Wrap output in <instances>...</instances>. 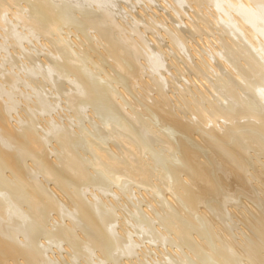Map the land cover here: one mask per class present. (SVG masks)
Here are the masks:
<instances>
[{
  "label": "bare ground",
  "instance_id": "1",
  "mask_svg": "<svg viewBox=\"0 0 264 264\" xmlns=\"http://www.w3.org/2000/svg\"><path fill=\"white\" fill-rule=\"evenodd\" d=\"M108 4L103 0H0V51L3 52L0 56V264H58L56 259L59 257L48 255V251L53 243L59 246L62 242L71 246L77 256L88 258L89 263L92 253L97 250L101 261L96 263L99 264L111 260L120 261V264H203L199 263L198 256L202 257L200 253L205 255V250L208 253L213 240L217 243H212L217 245L210 249L211 259L205 258L214 264H264V208L245 203L250 212L243 211L245 217L239 219L253 232H246V235L243 228L245 237L243 234L239 241L230 233L234 229L231 224L216 229L213 225L216 219L208 213L211 210H200L201 203L204 206L207 203L205 208L216 210L220 205L216 203L220 189L229 180L231 182L227 184L234 189L227 185L230 188H226L229 192L225 191L227 201L221 200L225 206L217 208L222 220L230 214L228 211L232 208L228 210L226 204L232 198L239 199L238 194L256 192L255 187L253 192L248 188V185L254 186L247 177L253 165H250L251 155L247 156L250 151L247 153L244 144L247 139H257L255 136L264 134V0H168L164 6L171 4L169 9H174L177 16L170 25L166 19L161 16L156 19L155 15H152L154 20L147 18L148 22L137 25L117 22L115 12ZM160 24L168 31L165 34L169 35V48L172 47L168 52L162 48L164 41L159 42L158 37L161 38L163 33L156 36L161 33ZM182 24L188 32L189 29L193 31H190L191 40L203 30L218 32L214 40L217 45L209 43L205 48L209 56L200 55L197 49V53L189 50L191 43H185L186 27L183 30ZM66 25L73 29L74 35L89 31V39L95 38L93 44L85 36H81L85 39L79 38L81 42H89V55L83 47V53L73 49L71 45L77 40L70 38L72 31L66 38L58 33ZM137 26H145V33L149 29L152 34L156 31L154 37L148 38L158 45L157 49L142 34L144 31L140 27L136 37L128 34L135 32ZM55 33L60 37L54 38ZM67 36L73 41L67 40ZM34 37L46 40L42 41L43 45L39 41L45 48L40 47L39 50L44 49L42 53H35L38 48L31 52L38 47L33 40L31 43ZM28 39L29 50L28 47L22 50L23 42ZM79 42L77 44L81 45ZM9 47H20V51L14 49L12 52ZM92 52L100 54V58L105 55L104 58L111 59L112 66L115 65V70L118 68L124 78H133L140 87L137 90V84H130L128 89L132 91L131 88L136 87L135 96L140 95L138 99L141 100L132 98L122 87L117 89L121 86L117 82L119 86L115 84L117 88L114 87L110 79L114 80L116 75L114 78L107 73L101 75L93 66L95 55ZM170 52L172 69L166 63L170 72L167 75L161 56ZM140 57L144 58L142 63ZM104 64L100 63L101 66ZM180 70L185 80L182 82L172 78V75L180 74ZM145 71L149 77L142 80ZM26 80L36 82L34 90L29 92L22 88ZM47 87L50 92L54 90L51 92L53 98L57 94L64 99L68 109L72 110V116L69 115L71 119L75 118L77 128L71 121L62 123L51 116L61 102L56 103V97L54 101L51 99ZM167 87L174 92H168ZM115 95L123 96L121 100L126 98L124 101L128 98L126 102L133 107L128 105L131 111H127L126 102L120 101L126 110L121 108L122 114L112 115L119 109L114 106V100L119 98ZM22 101L24 108L19 110L17 106ZM140 111L144 115L141 116ZM146 112L150 116H145ZM143 116L158 119L154 124L148 118L151 125L147 122L143 125V132L148 134H144L147 142H158L161 151L178 161L172 163L168 171H159L160 180L153 178L155 166L161 161H157V155L155 160L156 153L152 158L149 155L152 160L155 157L156 165L145 159L144 155L152 147L131 127L132 123L143 124ZM85 119L88 124L80 122L79 125V121ZM157 121L160 122L158 128ZM169 126L174 128V133H166ZM192 139L208 153L201 151V146L195 141L193 144ZM257 140L260 141V137ZM88 147L95 155L93 160L82 156L84 152L90 155ZM177 151L179 156L174 154ZM203 151L206 154L201 155ZM88 165L96 175H92V170L90 174ZM131 183L145 188L153 186L156 193L164 197V206L159 208L152 204L141 213L135 203H123L126 212L118 210L120 205L116 197L121 192L126 193V188L127 193L133 194ZM115 184L119 189L112 188ZM122 184L127 185L125 191L120 190ZM261 184L260 188L264 189ZM209 194L214 198L218 196L205 201ZM253 195L258 196V193ZM253 197L250 200H258ZM202 217L207 223L201 222ZM156 222L164 225V230L162 225L157 224L160 226L157 227ZM204 223L215 227L214 230L210 228L213 239L208 233L203 235ZM192 228L199 231L201 237L212 239L209 242L206 238L209 244L194 238ZM173 239L179 241L173 243ZM148 241L157 246L179 244V249L188 246L192 252L186 247L191 253L189 256L188 251L184 254V250L167 248L170 253L162 249L164 253H157L160 256L151 260L147 254L155 249Z\"/></svg>",
  "mask_w": 264,
  "mask_h": 264
},
{
  "label": "rangeland",
  "instance_id": "2",
  "mask_svg": "<svg viewBox=\"0 0 264 264\" xmlns=\"http://www.w3.org/2000/svg\"><path fill=\"white\" fill-rule=\"evenodd\" d=\"M107 1V2H106ZM168 1V0H103V2L104 3H106V4H108V6L110 5V7H112L113 8V10H114V12H115V15H116V18H117V22L119 21V22H122V23H126L127 25L129 24H132L133 25V23L135 24V25H137V24H141V23H143V22H146L148 19L147 18H150L151 20H152V15H155L154 17H156V19H158L160 16V18H164V19H166L165 21H166V23L167 24H171L174 20H176V15H175V13L173 12L174 11V9H169L170 7L169 6H171V4L170 5H168L167 4V7L166 6H164V5H166V2ZM132 2V3H131ZM163 6V7H162ZM172 7V6H171ZM16 9V8H15ZM154 10V11H153ZM156 12V13H155ZM136 17V18H135ZM185 17H187V16H185ZM188 18V17H187ZM135 19H137V20H135ZM140 19V20H139ZM147 19V20H146ZM174 19V20H173ZM141 20H143V21H141ZM145 20V21H144ZM153 20H154V18H153ZM173 20V21H172ZM140 21V23H137V22H139ZM148 22V21H147ZM159 24V23H158ZM161 25V24H160ZM140 26H142V25H140ZM140 26H137L136 28H138V29H136V31L135 32H129V30H127L126 32L130 35V33H131V35H133L134 37H136V32L137 31H139V27ZM143 27H145V26H143ZM143 27H140V29H142L141 31H144V28ZM158 27V26H157ZM160 27V26H159ZM161 27H162V25H161ZM182 27H183V30H184V27H186L184 24H182ZM65 28V29H64ZM64 29V31H62ZM68 31H67V30ZM146 29V28H145ZM160 29V28H159ZM70 30V31H69ZM163 30V31H162ZM164 29V27H162L161 29H160V31H161V33L160 32H158V30H157V32H158V34L156 35V36H162V33H163V36L160 38V37H158L159 38V42H162V40L164 41V42H162L163 44V49H164V47H165V49L164 50H168V48H169V46H171V44H168V43H170L169 42V35H167V34H165L166 33V31L167 30H165ZM65 31H67V32H65ZM72 31V35H71V32ZM141 31L139 32V33H141ZM148 32H146L145 33V31L144 32H142V34H144V36H147V38H148V36H150L151 37V35H153V37H154V34H156V31H155V33L154 34H152V31L149 29V30H147ZM190 31L191 32H193L191 29H189V32H188V28L186 27V29L184 30V37L185 38H187L186 40H185V43H186V41H187V43L188 44H190L189 46V50H192V53L193 52H195V53H197L196 52V49H197V51L199 50H201L200 52L198 51V53L200 54V55H202V53H203V55H210L207 51H205V48H207L208 47V44L210 43V44H213V45H217V43H216V41H214L215 40V38H216V33H218L216 30H213L215 33H213V32H209V31H202L201 33H198V34H195V32H194V34H195V36H194V38H196V39H194V38H192V39H194V40H191V38H190V36H191V34H190ZM61 32V33H60ZM150 32H151V34H150ZM58 33L59 34H62V37H65L67 34H69V37H70V35H71V37L70 38H72V39H76L77 40V42L78 41H80L79 42V44H81V45H78L77 44V42H76V44H77V47H76V44L74 43V41H73V43L75 44V46L73 45V43H72V47H73V49H76L77 51H78V53H83V51L84 50H86L85 52L87 53V55H89L90 54V50H89V48H90V44H88L90 41H92V42H90V43H95L94 42V39L95 38H93L92 37V32L90 33L91 34V37H92V39L90 38L89 39V36H87V34L89 33V31H87L84 35H80V34H78V35H74V31H73V29L71 28V29H69V27H67V25H66V27L64 26V27H62V29L61 30H59L58 31ZM58 33H55V34H53V37L55 38L56 36L58 37L59 35H58ZM167 33H168V31H167ZM187 33H188V35H187ZM89 34V35H90ZM148 34V35H147ZM159 34H161V35H159ZM201 34H202V36H201ZM64 35V36H63ZM164 35L167 37V38H165L164 37ZM197 35V36H196ZM75 36H77V38L75 37ZM81 36H85L86 38H88V41H86V40H84V41H82L81 42V39L83 38V39H85L84 37H82L81 38ZM155 36V37H156ZM60 37V36H59ZM68 36H67V40H69L70 38H69ZM150 37L147 39L148 41H150L151 42V40H150ZM190 39H189V38ZM191 37H193V36H191ZM36 38H38V39H36ZM34 37V39L33 38H31V43H32V40H33V42L35 43L34 45H38V47H36L35 46V48L36 49H34L32 46V50H31V52L33 53V52H35V50H37V48H38V50L35 52V53H39V51H41L40 53H42V51L45 49L42 45H43V43H42V41L43 40H45L44 39V37ZM66 38V37H65ZM79 38H81V39H79ZM145 38V37H144ZM157 38V37H156ZM163 38V39H162ZM40 39V40H39ZM79 39V40H78ZM165 39V40H164ZM48 40V39H47ZM189 40H191V42L189 41ZM28 41H29V39H28ZM28 41H26L25 40V42H23V44H24V46H22L21 48H22V50H23V48H27L28 50H29V46H30V41H29V45H28ZM42 43V45H40L41 43ZM46 41V40H45ZM70 41V40H69ZM72 41H70V42H72ZM189 41V42H188ZM193 41V42H192ZM37 42V43H36ZM215 42V43H214ZM152 43V42H151ZM186 43V44H187ZM22 44V45H23ZM161 44V43H160ZM165 44V45H164ZM182 44V43H181ZM185 44V45H186ZM28 45V46H27ZM33 45V46H34ZM155 45H157L156 43H152V46L153 47H155V49H157L158 48V45L157 46H155ZM161 45V46H162ZM184 45V44H183ZM183 45H181V46H183ZM192 45V46H191ZM43 47L44 49L42 50H39L40 49V47ZM89 46V47H88ZM187 46V45H186ZM186 46H185V49L186 50H188V48H186ZM193 46L195 47V48H193ZM13 47V46H12ZM11 47V48H12ZM30 47V48H31ZM41 47V48H42ZM76 47V48H75ZM82 47H83V49H82ZM85 47V48H84ZM188 47V46H187ZM192 47V49H190ZM10 47H9V50L10 51H14V49H15V51L17 52H19L20 50V47H16V48H12L11 49ZM171 49H172V47H170ZM169 48V49H170ZM17 49V50H16ZM24 49V50H25ZM76 50H74V52L75 53H77L76 52ZM194 50V51H193ZM12 51V52H13ZM170 51H172V50H170ZM11 52V53H12ZM168 52V51H167ZM191 52V51H190ZM3 52L2 51H0V56H1V54H2ZM15 53V52H14ZM13 54V53H12ZM173 54H174V52H173ZM175 54L176 55H178L176 52H175ZM174 54V55H175ZM199 54H197V55H199ZM44 55V52H43V54H41L40 56L42 57ZM92 55L94 56V58H93V61H94V65H93V63H92V65L95 67V69L99 72L100 71V73H101V75H103V76H106L107 74H108V76H110L111 75V77L112 78H114L115 77V75H116V77L114 78V80H111L110 79V82L112 81V85H114V87L116 86L115 84H121V86H119L118 84V88H117V86H116V88L117 89H119V88H121L122 90H124V91H126V90H128L129 92H130V95H131V97L132 98H136L137 100H141V99H138V97H140V95L139 96H135L136 94V91H135V89L134 88H136V87H134V88H131V89H133L132 91L131 90H129L128 89V87L130 86V84L132 85V84H134V85H136L137 86V90H138V88L140 87V85H138V83H135V81H134V79L133 78H131L130 79V77H129V80H133V81H131V82H133V83H129L130 81L128 80V77L126 76V78H124L123 77V75L121 74V71L119 70L118 71V68L115 70V65L114 66H112L113 65V63H112V61H111V59H109L107 56V58H104L105 57V55H104V57H103V55H102V58H100L101 57V55L100 54H95L94 52H92ZM167 55V56H166ZM169 55L171 56V57H169ZM199 55V56H200ZM173 55H172V52H170V53H165V56H161L162 57V59L164 60V62H165V64L166 63H168V65H169V68L170 69H172L171 67H172V64L171 63H169L171 60H170V58H173L172 57ZM99 59H98V58ZM197 57V56H196ZM141 58V57H140ZM104 59V60H103ZM142 59L144 60V58H141V61H140V63H142L143 61H142ZM100 62H99V61ZM108 60H110V62L112 63H110L109 64V61ZM140 60V59H139ZM98 62H99V64H98ZM108 62V63H107ZM139 62V61H138ZM88 63H89V66H90V60L88 61ZM100 63H105L104 65H100ZM99 66V67H98ZM101 66V67H100ZM105 66V67H104ZM102 67H103V70H101L102 69ZM167 67V68H166ZM166 69L165 68H163V71H164V73H166L167 75L168 74H170V72L168 73V66H167V64H166ZM105 68H106V70H105ZM107 70H109V71H111V72H107ZM173 70H174V68H173ZM142 72H144V71H142ZM180 72V74L178 73V75H172V78L174 79H176V81L177 80H181L180 82H182L183 80H184V78L182 77V72H181V70L179 71ZM107 73V74H106ZM145 73H146V71H145ZM184 73V72H183ZM188 74V72H186L185 71V74ZM106 74V75H105ZM120 75V76H119ZM141 75H143V74H141ZM148 75V76H147ZM114 76V77H113ZM125 76V75H124ZM144 76V75H143ZM142 76V77H143ZM174 76V77H173ZM180 76V77H179ZM149 77V74L148 73H146L145 74V77H143V78H141L140 76H138V81H142V80H144L145 78H148ZM177 77V78H176ZM139 78H141L140 80H139ZM179 78V79H178ZM128 80V81H127ZM201 80V79H200ZM27 81L29 82V83H27ZM170 81V80H169ZM172 81V80H171ZM185 81V80H184ZM117 82V83H116ZM119 82H121V83H119ZM26 83V84H25ZM25 83H22V88L23 89H26L27 91H32V89L34 90V87L36 86V85H34L36 82H34L33 80H26L25 81ZM129 83V84H128ZM123 84H125L124 86H123ZM25 85H26V87H25ZM33 86V87H32ZM170 86H172L171 84H170ZM133 87V86H132ZM168 88V87H167ZM47 89H49V87H47L46 88V91H48V93H49V95H50V97H51V99L53 98L52 96V93H53V91L54 90H51V92L49 91V90H47ZM116 89V90H117ZM120 89V90H121ZM167 90V89H166ZM168 92H171V91H173L172 90V88H168ZM135 91V92H134ZM117 92V91H116ZM118 92H120V91H118ZM174 92V91H173ZM134 93V94H133ZM172 93V92H171ZM55 94V93H54ZM122 93L120 92V95H121ZM129 94V93H128ZM57 94H55V96H54V98L52 99L53 101H54V99H55V97L57 98V100L55 99V102L56 103H58V102H61L60 103V105L58 104V108L57 109H55V110H53L52 111V113H51V116H54L55 118H57L58 120H60V122H62V123H66V121H71L72 123H74L73 124V126L75 127V128H77L76 126H78V124L76 125V121H74V119L75 118H72L71 119V117H70V115L72 116V110H69L68 109V107L66 106V104H65V102H64V99L62 100V98H60L61 96L60 95H58V97L56 96ZM60 96V97H59ZM116 96V98H118V99H116L117 101H118V103L116 104V100H114V106H117V107H119V111L118 110H116V112H114L112 115H114L115 113H118V112H120V114H122L121 112L122 111H120L121 110V108H124L125 107V109L124 110H126V106L125 105H130L131 106V104H130V102H126V101H129L128 100V98H127V100L126 101H124L125 99H123V100H121L122 98H123V96H119L118 95V97H117V95H115ZM122 97V98H121ZM125 97V96H124ZM120 99V100H119ZM63 101V102H62ZM120 101L121 102H123V103H125V105L123 106V103L121 104L120 103ZM23 105H22V104ZM120 106H122V107H120ZM130 106H128V110L127 111H131V109H129V108H131ZM22 108H24V101H22V102H20L19 103V105L17 106V109H19V110H22ZM133 108V107H132ZM67 110H69V111H67ZM115 111V110H114ZM136 112V111H135ZM72 113V114H71ZM90 113V112H89ZM123 113H125V112H123ZM141 116L142 115H144L143 113L144 112H138ZM147 113V115L145 114V116H150V115H148L149 114V112H146ZM68 114V115H67ZM70 114V115H69ZM119 114V113H118ZM153 114V113H152ZM136 115H138V114H136ZM145 116H143V117H141L140 119L142 120V118H143V124H140V125H138V126H136V125H134L135 123H132V125H131V127L135 130V131H138L140 134H141V136H143V139L144 140H146V142H147V140H148V138H146L145 137V135L147 134L146 132H143V125L147 122V124H150V123H148V121L150 122L151 120H152V116H151V118L150 117H145ZM68 117V118H67ZM140 117V116H139ZM154 117V116H153ZM156 117V116H155ZM95 118L97 119L98 117H96V115H95ZM148 118H150L148 121H147V119ZM156 119H157V117H156ZM156 119H154L153 118V120L151 121V122H153L154 121V124H155V121H156ZM141 120H139L140 122L139 123H142L141 122ZM146 120V121H145ZM158 120V119H157ZM145 121V122H144ZM76 122V123H75ZM80 122L83 124V122L85 123V124H88V120L87 119H85V120H81V121H79V125H80ZM158 122V121H157ZM138 123V124H139ZM159 123V124H158ZM157 124H156V127L158 128V126L160 125V122H158ZM147 124H145V125H147ZM144 125V126H145ZM151 125V124H150ZM158 125V126H157ZM136 126V127H135ZM153 126V125H152ZM154 127V126H153ZM162 127V126H161ZM156 128V129H157ZM164 128V127H163ZM167 129V131H166V133L169 131V132H175V130H174V128L173 127H167L166 128ZM164 130V129H163ZM93 131V130H92ZM168 132V133H169ZM145 134V135H144ZM148 135V134H147ZM259 135V134H258ZM193 137H195V138H197L196 136H193ZM255 137H257V139H259V137H260V141H258L256 138H254V137H251L250 139H247V142H245L246 144H244L245 146H246V149H247V153H248V151H250L249 152V154L247 155L248 157L250 156L251 157V161H252V164H250L252 167H250V169H249V171H250V173L249 174H247V177H248V179H249V181H252L251 183L254 185V186H252V187H250L249 185H248V188L250 189L249 191L251 192V190H252V192H253V189L252 188H256V192L258 193V196L256 195H253L254 193H256L255 191L251 194L250 193V195H248V194H246V193H242L243 195H239L238 194V197H240L239 199L237 198V199H234V198H232L230 201L231 202H228V204H226L227 206L226 207H228L227 209L229 210V209H231L230 211H228L230 214H227L225 217V219H223V220H225V222L227 221V224L225 223L224 224V221L221 219V216H220V212H218L217 210V208H220L221 206L224 208V201H225V196H227L228 194L226 193L227 191H228V189H230L229 187H231L232 185H228L227 184V182L230 184V180L229 181H227L226 182V184H225V182H224V184L222 185L223 186V189H222V191H221V189H220V193H219V199H216V197L217 196H215V198L212 196V195H210L209 194V196L207 197V195H206V198H205V201H211V199L212 198H214V199H216L217 201H216V203H217V205H219L217 208H215L216 210H214L213 208L212 209H210V208H205V207H207L206 205H207V203L205 204V206H204V204H202L201 203V206H200V210H203V209H209V210H211V211H208V213L210 214V216L211 217H213V219H216L215 220V224H213L214 226L216 225V229H218L217 227H219L220 225V227H226V226H229V224H231L230 225V227H232V231L230 232L232 235H234L233 237L234 238H236L238 241L240 240V238H243V234H244V237H245V233L247 232V233H252L253 231L251 230L252 228L249 226V225H246L245 223H244V225H243V223H242V219L245 217V213L246 214H249V210L248 209H246V205H245V203H247L248 205H250V206H253V207H257V208H264V195L262 196V193H263V188H260V184L263 182V184H261L262 186L261 187H263V185H264V173H262V172H264V151H263V148L262 147H264V139H262V138H264V134H260L259 135V137L258 136H255ZM146 138V139H145ZM198 140V139H197ZM254 140H257V141H255L256 143H254L253 144V142H254ZM192 142L193 141H195L196 142V144L198 145V141H196V140H194V139H192L191 140ZM154 144H153V143ZM148 143V146H151L152 148H151V152L150 151H148L144 156H145V159H148V161H150V162H153V164H155L156 165V161L155 160H157V157L159 158L157 161L158 162H160L161 161V164H157V166H155V168H157L156 170H155V172H154V178L153 179H155V180H160V172H163L164 171V169L166 170V171H168L169 169H170V167L173 165V164H176V158H171L172 157V155H171V157L170 156H168V153L167 152H165V151H161V147L158 145L159 143L158 142H155V141H149V142H147ZM249 143V144H248ZM252 143V144H251ZM257 143L259 144L260 143V146H258L257 145ZM193 144H195L194 142H193ZM199 144H201V143H199ZM255 144L257 145V146H255ZM250 145V146H249ZM105 146V145H104ZM199 147L201 146V145H198ZM258 147H259V149H258ZM160 148V149H159ZM201 149V151H202V149L203 150H206V152L208 153V151H207V149L206 148H204V147H200ZM256 148V149H255ZM83 149V148H82ZM88 149H89V147H88ZM88 149H85V150H88ZM156 149V150H155ZM249 149V150H248ZM262 149V150H261ZM84 150V149H83ZM84 150V151H85ZM154 150H155V152H154ZM83 151V152H84ZM89 151H90V155H89V153H85L84 152V154L82 155L85 159H92L93 158V156L95 157V155L93 154V152L91 151V149H89ZM161 151V152H160ZM200 151V152H201ZM263 151V154L261 153ZM154 152V153H153ZM258 152V153H257ZM156 153V154H155ZM159 153V154H158ZM151 154V157L149 156ZM152 154H155L154 156L156 157V155H157V157H156V159H155V157L153 158V160L152 159H150V158H152L153 157V155ZM176 156L178 155L179 156V153H178V151L177 152H175L174 153ZM202 154H206L204 151H203V153H201V155ZM85 155H87V156H85ZM161 155V156H160ZM166 155V156H165ZM203 156H206V155H203ZM82 157V158H83ZM148 157V158H147ZM150 157V158H149ZM163 157V158H162ZM165 157V158H164ZM168 157H169V159H168ZM257 158H259V159H257ZM94 159V158H93ZM92 159V160H93ZM155 159V160H154ZM164 159V160H163ZM166 159V160H165ZM250 159V158H249ZM169 160V161H168ZM170 160H172V161H170ZM90 161V160H89ZM155 161V162H154ZM250 161V162H251ZM254 161V162H253ZM178 162V161H177ZM173 163V164H172ZM254 163V164H253ZM89 166V165H88ZM254 167V168H253ZM88 168V167H87ZM92 167H90L89 166V171H90V174H91V170H92V175H96V173H95V171H94V169H91ZM159 168V169H158ZM262 168V169H261ZM161 170V171H160ZM93 171H94V173H93ZM156 171H157V173H156ZM160 171V172H159ZM100 174H101V172H100ZM104 175V174H103ZM156 175V176H155ZM251 176V177H250ZM158 177V178H157ZM251 179H250V178ZM253 177V178H252ZM261 179V180H260ZM127 180V182L129 181L128 179H126ZM125 180V181H126ZM108 182V181H107ZM109 182H110V180H109ZM108 182V183H109ZM127 182H125V183H127ZM131 182V181H130ZM129 182V183H130ZM134 182V181H133ZM135 183V182H134ZM134 183H131V185H130V187L132 188V190H130V191H133V194L131 193V195H130V193L128 192L127 193V185H126V187L123 185V187H121L122 185H118L119 187H120V190H123V191H125V188H126V193H123V192H121V194L118 196V197H116V202H117V200H118V204L121 206H119L118 204H117V206H119V208L117 207V209L118 210H121V212H126L125 210H123V209H125V208H123L122 207V205H123V203H130V205H132V204H134V205H136V207L138 208V210L140 209V212L141 213H143V209L144 208H148L150 205H152V204H155V205H159L158 207L159 208H161V207H163L164 206V204L165 203H163L164 201H165V199H164V197L162 198L161 197V194H157L156 193V191L153 189V186H149V187H138V186H136ZM111 184V183H110ZM112 184H114V183H112ZM111 184V185H112ZM250 184V183H249ZM251 184V185H252ZM107 186H108V184H106ZM106 185H104V186H106ZM110 185V186H111ZM229 187H228V186ZM256 185V186H255ZM106 186V187H107ZM225 186V187H224ZM94 187V186H93ZM92 187V188H93ZM125 187V188H124ZM129 187V186H128ZM138 187V188H137ZM259 187V188H258ZM96 188V189H95ZM94 189L97 191V187H95ZM99 188V187H98ZM112 188L113 189H119L117 186H116V184L115 185H113L112 186ZM122 188H124V189H122ZM226 188H228L227 190H226ZM134 189V190H133ZM146 189V190H145ZM231 189H234V187L232 186L231 187ZM152 190V191H151ZM255 190V189H254ZM98 191H100V190H98ZM129 191V190H128ZM139 191H140V193H139ZM226 191V192H225ZM230 191H232V190H230ZM224 192H225V194H224ZM229 192V191H228ZM233 192H234V190H233ZM232 193V192H231ZM248 193V192H247ZM130 196H129V195ZM140 194V195H139ZM244 194H246L245 196H244ZM128 197H127V196ZM145 195H147V196H145ZM152 195V196H151ZM252 195V196H251ZM210 196H212V197H210ZM235 196H237V195H235ZM248 196V197H247ZM253 197L254 199L257 197L258 198V200H256V201H254V200H250L251 199V197ZM121 197V198H120ZM147 197V198H146ZM149 197V198H148ZM154 197V198H153ZM161 197V198H160ZM210 197V198H209ZM242 197V198H241ZM110 198H111V196H110ZM127 198V199H126ZM252 198V199H253ZM256 198V199H257ZM146 199V200H145ZM149 199V200H148ZM222 199H224V201L221 203V200ZM139 203H137L136 201ZM139 200V201H138ZM134 201V202H133ZM208 201V202H209ZM226 201H227V199H226ZM225 201V202H226ZM229 201V200H228ZM161 202V203H160ZM219 202V203H218ZM233 202V203H232ZM121 203V204H120ZM150 203V204H149ZM138 205V206H137ZM146 205V206H145ZM225 207V208H226ZM165 208V207H164ZM163 208V209H164ZM246 209V210H245ZM123 210V211H122ZM233 210V211H232ZM245 212V211H247V212H245V213H242V212ZM227 212V213H228ZM217 213V214H216ZM218 213H219V215H218ZM55 214V213H54ZM52 215V216H55V215ZM201 215V214H200ZM180 216V215H179ZM217 216H218V218H217ZM240 216H241V218L242 219H239L240 218ZM181 218H183L182 216H180ZM50 218H53V217H50ZM202 221L201 222H206V220L204 219L203 220V217H202V219H201ZM242 220V221H241ZM222 221V222H221ZM207 223V222H206ZM206 223H204L205 224V226H204V228H205V231L203 232V235H206L207 233V235L208 236H210V238H212L211 237V235L213 234H211L210 235V233L211 232H213V228H215V227H213V225L211 226V225H208V224H206ZM220 223V224H219ZM157 224H159L158 222H156V226L157 227H160V226H158ZM219 224V225H218ZM201 225H203V224H201ZM200 226V225H199ZM164 225H162V227H161V229H163L164 230ZM203 228V227H202ZM202 228H201V231H203L202 230ZM203 228V229H204ZM213 229V230H206V229ZM243 228L244 229H246V231H245V233H244V230H243ZM193 229V228H192ZM165 230H166V228H165ZM195 229H193V232H192V230H191V232L193 233L192 235H194V238L195 237H198L199 238V240L204 244L207 240L209 241L210 239L209 238H207L206 236H203V237H201V234L199 235L198 233H199V231L198 232H196L197 230H195ZM208 231V232H207ZM77 233H78V231H76ZM77 233H76V238L77 237H79V236H77ZM235 233V234H234ZM247 233H246V235H247ZM199 236H198V235ZM173 234H171V237H173L172 236ZM237 237H236V236ZM41 237V236H40ZM201 237V238H200ZM240 237V238H239ZM173 238H175V236L173 237ZM206 238H207V240H206ZM79 239V238H78ZM213 239V238H212ZM211 239V240H212ZM177 239H173V243L176 241ZM198 240V242H200ZM206 240V241H205ZM210 240V241H211ZM242 240V239H241ZM177 241H179V240H177ZM209 241V242H210ZM212 242H216V241H211L210 242V247L212 246V248H209V250H207V254H206V250H205V252L204 251H202V252H204V254L205 255H207V256H205V255H203V253H200L201 255H202V257L201 258H199V256H198V259H201V260H199V263H202L203 262V264H208L209 262V264H211L213 261L211 260V261H209L211 258H209V257H211V252H210V249H213V245L216 247V243H212ZM64 242H62V244L61 245H57V244H54L53 243V245L51 246V248L49 249L50 251H48V255H51V256H56V257H59L58 259H56L57 261H59L58 262V264H93V263H95V264H99V263H96V262H100L101 261V259L99 258L98 259V255H97V252H99V251H97V250H95L93 253H92V256H91V260H92V262L91 263H89V259L88 258H86V257H84V256H81L80 254H78V255H80V256H77V253L75 252V250H73V248L70 246L69 247V245L65 242L64 244H63ZM147 243V242H146ZM171 243V242H170ZM176 243V242H175ZM179 243V242H178ZM194 245H195V243L194 242H192ZM197 243V242H196ZM207 243L208 242H206L205 244L207 245ZM149 244H152V247H154V251L152 250L151 252H150V254H147V258L148 259H151L152 260V258H155V257H158V256H160V255H157V253L158 254H162V253H164L166 250L168 251V249L167 248H169L170 249V251L173 249V250H184L183 252H184V254H186L187 252L186 251H188V255L190 256L191 255V253H189V250L192 252V249L191 248H189L188 246H186V247H188L189 248V250H188V248L186 249V247L185 248H182V249H179L180 247L179 246H177V245H179V244H177V245H175V244H173V246H172V244H169V243H167V244H165L164 246L163 245H159L158 244V246H157V244H155V243H152V242H150L149 243V241H148V245ZM209 244V243H208ZM212 244V245H211ZM153 245H155V246H153ZM58 246V247H57ZM170 246H172V247H170ZM185 246V245H184ZM183 246V247H184ZM209 246V245H208ZM66 249H65V248ZM69 247V248H68ZM177 247H178V249H177ZM57 248V249H56ZM68 249V250H67ZM164 250V252H163V250ZM215 249V248H214ZM66 250V251H65ZM73 250V251H72ZM203 250V249H202ZM139 251V250H138ZM170 251H168V253H170ZM162 252V253H161ZM186 252V253H185ZM76 253V254H75ZM95 253V254H94ZM99 254V253H98ZM199 254V255H200ZM210 254V256H208ZM74 255V256H73ZM98 256V257H97ZM154 256V257H153ZM188 256V257H189ZM203 256H204V259H209V260H207L206 259V261L207 262H205V260L203 259ZM206 257V258H205ZM60 259V260H59ZM192 259V258H191ZM197 259V260H198ZM89 260V261H88ZM194 262H196L195 261V259H192ZM204 260V261H203ZM209 261V262H208ZM102 263V262H101ZM120 264L121 262L120 261H118V262H116L115 260H111V261H107L105 264ZM212 264H214V263H212Z\"/></svg>",
  "mask_w": 264,
  "mask_h": 264
}]
</instances>
